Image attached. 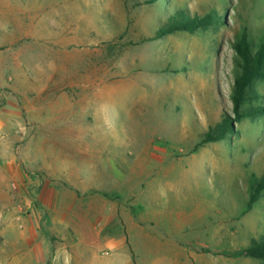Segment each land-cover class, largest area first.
Wrapping results in <instances>:
<instances>
[{
  "label": "rangeland",
  "instance_id": "374dc122",
  "mask_svg": "<svg viewBox=\"0 0 264 264\" xmlns=\"http://www.w3.org/2000/svg\"><path fill=\"white\" fill-rule=\"evenodd\" d=\"M215 13L220 23L205 31L155 39L174 18ZM0 18L24 44L33 37L58 44L59 50L36 53L33 60L59 63L57 71L74 64L77 91L93 96L92 108L84 110L93 119L82 132L2 133L0 156L8 162L6 150L15 160V169L2 170L16 174L12 191L29 170L43 177L27 168V155L43 160L42 144L58 151L72 142L63 153L76 150L83 173L90 168L98 178L89 192L110 191L129 229L140 223L152 234H136L126 246L136 263L151 264L156 255L171 258L160 264H263L242 251L264 237V191L245 211L264 176V116L243 118L223 141L201 142L225 114L232 115L233 45L244 30L254 50L263 41L264 0H0ZM254 90L258 95L242 104L246 112L264 107V81ZM63 165L58 168L65 171ZM98 205L104 211L101 197ZM1 217L0 264H64L60 237L50 239L41 226L32 243L25 210Z\"/></svg>",
  "mask_w": 264,
  "mask_h": 264
},
{
  "label": "crops",
  "instance_id": "0c3cea01",
  "mask_svg": "<svg viewBox=\"0 0 264 264\" xmlns=\"http://www.w3.org/2000/svg\"><path fill=\"white\" fill-rule=\"evenodd\" d=\"M20 38L14 27L8 28L0 18L1 138L4 131L37 132L40 128L44 133L82 132L84 124L90 125L89 122L93 119L91 115H84V110L92 108L90 102L93 101V96L91 93L83 96L77 91L79 83L76 67L72 64L71 69L63 64L57 71L59 63H36L33 60L36 53L57 51L58 44H48L47 38L41 37H33L30 44H24ZM2 54L9 55H5L7 60L3 61ZM19 54H27V59L21 58ZM60 68L71 70L61 73ZM83 101H88V104L84 105ZM70 144L73 145L72 142ZM72 145L68 147V144H62L57 151L52 145L47 149L42 144L43 160L32 161L27 155L23 159L27 168L42 172L43 177L39 179L34 172L27 171L21 184L17 183L18 191L10 188L15 184L10 181L16 178V174L8 175L2 171L8 167L15 169L12 154H6L4 150L9 161L4 162L0 156V166L3 162L0 172V215L6 210L16 213L25 210L32 243L41 226L50 239L60 237L66 245L63 252L64 264H70L72 259L84 260L89 264H138L136 256L126 246L133 244L132 237L136 234H142L143 237H152V234L140 223L132 226V230L129 229L127 220L116 212L114 196L110 191L95 187L89 192L88 185L98 181V178L93 169L88 168L89 172L83 173L82 160L77 157L76 150L63 153V150H67L65 148H74ZM112 162L114 164L115 159ZM63 164L67 166L65 171H62L63 167L61 170L58 168ZM19 169L21 168H17L16 173ZM108 177L106 174V178ZM37 182L42 184L40 189L36 187ZM99 197L104 201V211L98 207ZM155 218L158 222L159 219ZM16 219H20V216ZM149 224L150 228L154 225L151 222ZM84 249L87 250L85 253ZM170 259L169 256L157 259L156 255L150 258L153 261L151 264H160L159 260Z\"/></svg>",
  "mask_w": 264,
  "mask_h": 264
},
{
  "label": "trees",
  "instance_id": "16d2710c",
  "mask_svg": "<svg viewBox=\"0 0 264 264\" xmlns=\"http://www.w3.org/2000/svg\"><path fill=\"white\" fill-rule=\"evenodd\" d=\"M154 1V0H153ZM183 12L180 13L182 15ZM220 23L219 14H207L206 16H194L181 19H172L170 23L156 32L155 39H162L176 32L205 31L211 26ZM233 49L236 53L237 75L234 80L231 101L233 104L232 115L225 114L214 127L210 128L202 137L201 144L217 143L223 141L234 132V125L243 118H256L264 116V107L250 108L249 111L242 110V104L251 96L258 95L254 90L257 81H264V38L260 45L254 50L252 41L246 30L234 43ZM251 94V95H250ZM199 146H196V149ZM264 191V176L252 187L245 211H250L260 200ZM242 255L248 258L261 260L264 264V237L254 241L250 246L243 249Z\"/></svg>",
  "mask_w": 264,
  "mask_h": 264
},
{
  "label": "built area",
  "instance_id": "2783aa9c",
  "mask_svg": "<svg viewBox=\"0 0 264 264\" xmlns=\"http://www.w3.org/2000/svg\"><path fill=\"white\" fill-rule=\"evenodd\" d=\"M12 186H13V187H16V185H15V184H13Z\"/></svg>",
  "mask_w": 264,
  "mask_h": 264
}]
</instances>
